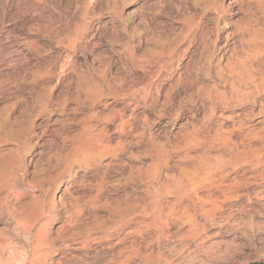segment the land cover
I'll use <instances>...</instances> for the list:
<instances>
[{
	"label": "rangeland",
	"instance_id": "1",
	"mask_svg": "<svg viewBox=\"0 0 264 264\" xmlns=\"http://www.w3.org/2000/svg\"><path fill=\"white\" fill-rule=\"evenodd\" d=\"M0 264H264V0H0Z\"/></svg>",
	"mask_w": 264,
	"mask_h": 264
},
{
	"label": "bare ground",
	"instance_id": "2",
	"mask_svg": "<svg viewBox=\"0 0 264 264\" xmlns=\"http://www.w3.org/2000/svg\"><path fill=\"white\" fill-rule=\"evenodd\" d=\"M163 61H165V60H163ZM164 64H165V62H164ZM119 124V123H118ZM117 126V125H116ZM4 261V260H3Z\"/></svg>",
	"mask_w": 264,
	"mask_h": 264
}]
</instances>
